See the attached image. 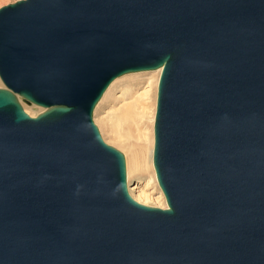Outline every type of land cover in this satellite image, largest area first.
Wrapping results in <instances>:
<instances>
[{
	"label": "water",
	"instance_id": "95a60500",
	"mask_svg": "<svg viewBox=\"0 0 264 264\" xmlns=\"http://www.w3.org/2000/svg\"><path fill=\"white\" fill-rule=\"evenodd\" d=\"M157 68L166 207L92 117ZM0 80V264H264V0H15Z\"/></svg>",
	"mask_w": 264,
	"mask_h": 264
},
{
	"label": "rangeland",
	"instance_id": "374dc122",
	"mask_svg": "<svg viewBox=\"0 0 264 264\" xmlns=\"http://www.w3.org/2000/svg\"><path fill=\"white\" fill-rule=\"evenodd\" d=\"M13 1L15 0H0V6ZM155 72V69L133 72L131 74L128 73L115 78L96 103L92 117L104 142L115 147L124 155L126 165V182L129 194L133 198V195H135L137 199H134L138 202L151 206L166 207L164 195L156 180L152 158L150 164H147V162L143 158L144 162H142V168H140L141 170H136L135 164L138 161V156L134 155V153L130 150L126 143H123L110 134L108 121L109 117H111L123 105L124 101L131 98V96L134 95L135 92H141L145 89H147L148 91L150 87H152L154 89V93L151 100L154 104H152V107L150 108V110H148V118L150 117V119L147 120L145 135L139 141L141 144V150L144 152L146 151L145 149L147 148V146H149L153 135L152 122L154 120L153 115L155 113V98L157 94V90L155 92V89L158 85V79L160 75V72L158 73V75L155 74ZM0 84L2 85L1 81ZM28 109L29 111H34L33 113H37V107L29 106ZM24 110L27 112L25 108ZM127 159H130L131 161L130 171L127 167ZM131 188L133 195L129 191V189Z\"/></svg>",
	"mask_w": 264,
	"mask_h": 264
},
{
	"label": "bare ground",
	"instance_id": "6f19581e",
	"mask_svg": "<svg viewBox=\"0 0 264 264\" xmlns=\"http://www.w3.org/2000/svg\"><path fill=\"white\" fill-rule=\"evenodd\" d=\"M155 70H156L155 74L158 75L161 68H157ZM2 86H4L3 83L2 85L0 84V87ZM156 90L157 87L155 89V92ZM153 93H154V89L152 87H150L148 91L147 89H145L141 92H137V93L135 92V94L132 95L131 98H129L128 100L124 101L123 105L108 119L110 134L115 138L119 139L120 141H122L123 143H126V145L134 153V155L138 156V161L136 162L135 165H136V170L138 169L139 171L141 170L140 168H142V162H144L143 158L145 159L147 164H150L152 158L153 135L149 143V146H147V148L145 149L146 150L145 152L141 150V144L139 141L145 135L147 120L150 119V117L148 118V114H149L148 110H150L152 104H154L152 103L151 100ZM155 103H156V98H155ZM23 106L30 115H35L43 110L42 107L35 104L24 103ZM29 106L37 107V113H33L34 111L33 112L29 111L28 109ZM126 161H127V167L129 168L130 171L131 161L130 159H127ZM129 191L133 195L132 188L129 189ZM133 196L135 199H137L135 195Z\"/></svg>",
	"mask_w": 264,
	"mask_h": 264
}]
</instances>
